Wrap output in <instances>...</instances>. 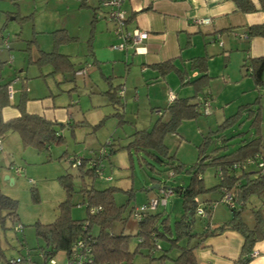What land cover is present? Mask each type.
Wrapping results in <instances>:
<instances>
[{"label": "rangeland", "instance_id": "1", "mask_svg": "<svg viewBox=\"0 0 264 264\" xmlns=\"http://www.w3.org/2000/svg\"><path fill=\"white\" fill-rule=\"evenodd\" d=\"M80 3V0H0L2 81L6 82L10 75H14V79L26 78L27 87L37 86L43 92L49 90L51 93L65 95L67 99L71 93L73 101L79 102L76 107L82 108L88 121L83 124L85 126L79 124L80 127L75 132L70 128L59 129L61 140L44 150L32 145L24 146L16 132L8 131L0 138V144L2 143L0 191L18 201L17 223L23 226L22 233L7 229L1 235L6 255L10 257L18 256L20 240L25 242L27 248L43 244L42 238L36 235L35 223L47 224L54 220L58 204L66 197L65 190L57 180L61 175L70 173L74 176V190L71 196L73 204L71 216L74 219L86 217V205L79 192L82 186L92 184L95 189H105L109 186L120 188L114 193L115 202L118 205L127 204L123 215L128 218L125 223L115 222L112 231L115 234L122 232L129 235H134L138 231L137 222L129 215V211L154 195L155 189L152 186L155 183L159 182L165 188L174 189L177 186H186L190 179V173L184 169L174 175L172 171H167L164 164L166 160L163 163L156 162L143 150H131L130 155L125 148L132 140L131 134L135 130L150 128L158 118L154 114L156 110L154 108L162 111L166 108L169 88L180 97L193 94L191 86L179 85L180 82L174 73H168L164 80L152 79L151 82V79L141 76V71L137 67L132 75V81H135V77L142 79L135 86L128 88L125 99L112 102L102 92L107 85L104 75L110 72L108 67L103 70L99 66L95 75L90 77L88 73L93 66L85 62L83 66L88 64L90 66L88 65L84 76L75 77L70 73L52 76L48 73L50 69L48 65L33 63L42 56V51L53 50L54 36L61 37L63 34L54 32L61 30L66 24L70 29L69 34L78 37V41L71 45L60 43L59 46H69L68 51L73 53L86 52L89 28L81 27L85 25L86 15L83 13L85 11L80 13V10L88 12L91 10L88 7H78ZM5 41L8 47L5 46ZM82 58L80 55L73 60L83 63ZM236 58L233 57L229 62L221 51L209 58L213 60L209 63L211 68L208 86L212 96L211 113L205 114L203 108H200L197 117L183 120L176 133L166 135L164 144L173 163H180L186 169H190L199 158V148L202 150L203 161L207 162L211 156L229 153L243 140L256 137V126L252 125L253 117L250 116L254 112L258 113L260 118L259 132L261 146L264 149V75L259 89L253 78L248 75L247 68L243 66L244 61L239 62V59L235 60ZM128 66L130 67V64L127 68ZM124 100L127 104H124ZM249 110L254 112L250 113ZM232 116L236 117L234 122L230 120ZM162 118L166 120L167 114L164 113ZM225 122H228V125L223 128ZM109 144L112 146H108ZM103 147L106 150L113 148L115 151L101 159L102 178L86 175L83 179L78 175L80 172L78 169L68 165L69 156L76 155L86 160L95 159L97 151ZM17 167L22 170L20 174L15 172ZM249 170H256V166H250ZM217 171L218 168L212 165L204 167L201 176L207 188L220 183ZM6 175L13 181L5 179ZM107 177L111 179L108 180ZM32 188L37 190V201L32 197ZM221 195L220 190L214 189L199 195L198 199L201 203L210 202L213 206L212 219L223 223L232 216V212L228 203L224 199L221 200ZM262 205L264 195L261 198L251 197L241 212L243 220L252 223L254 219L252 209L259 210ZM157 211H163L164 215L169 217L170 223H174L182 214L180 196L174 192ZM202 222L204 220L197 219L195 224L197 231L201 228ZM135 243L136 240L133 238L131 246H135ZM171 255H175V252ZM55 261L57 264H64V253L58 252ZM145 261L141 255L134 259L135 264Z\"/></svg>", "mask_w": 264, "mask_h": 264}, {"label": "trees", "instance_id": "2", "mask_svg": "<svg viewBox=\"0 0 264 264\" xmlns=\"http://www.w3.org/2000/svg\"><path fill=\"white\" fill-rule=\"evenodd\" d=\"M80 1L81 6H85V0ZM233 1L238 9L244 13L255 11V6L251 0ZM260 1L262 7H264V0ZM128 21L129 18H127L126 23ZM59 32L63 34L61 37L54 36L53 50L50 52L42 51V56L33 62L49 65L52 68L50 74L74 72L75 64L71 62L67 55L58 51L60 43L70 42L73 38L69 37L64 30H57L54 34ZM247 35L249 37L264 35V25L250 27ZM131 49L133 50V48ZM88 54H92L91 40L88 42ZM243 66L247 68V73L253 78L254 84L261 88L262 75H264V56L253 59L245 58ZM150 67L157 70L161 77L174 72L179 79L180 85L191 86L193 94L188 97L177 98L175 96L172 101H169L168 98L167 106L163 111L159 108H154V110L156 109L154 112L158 116L156 121L150 128L135 130L131 134L132 140L125 148L130 155L131 150H143L156 162L163 163L166 160L164 162L167 166L166 170L172 171L173 175L181 169L190 173V179L186 186H177L174 189L166 188L172 191L171 195L175 192L181 198L182 214L179 219L175 220L174 223H170L169 217L164 215L163 211H157L159 207L163 206H158L154 210L143 212L138 220L134 218L138 227V231L134 235L122 232L115 234L112 231L115 222L122 221L125 223L128 218L123 215L127 204L118 205L115 202L114 193L120 188L109 186L105 189H95L92 184L87 187L82 186L79 189L86 205V217L74 219L71 216L74 176L66 173L57 178L66 192V197L58 204L54 220L47 224L35 223L36 235L42 238L43 244L27 248L25 242L20 240L21 248L18 249L19 253L16 257L6 255L1 235L7 229H12L15 233H22L23 226L21 224V230H16V226L19 224L17 223L19 219L17 211L18 201L0 191V264H18L27 261L32 264H42L44 260L42 257L40 258L39 254L43 253L45 259L55 260V255L58 252H62L66 259L77 240H83L90 248L92 260L90 264H135L134 259L137 255H141L146 259L141 264H198L194 252L195 249L201 245L205 237L214 235L225 227L234 229L243 236L241 255L235 264L248 263L251 259L249 255L255 242L264 238V215H262L260 208L259 210L252 209L255 221L253 227H249L241 217V212L251 197L257 196L261 198L264 195V167H259L258 164L259 162H264V149L261 146L259 132V115L254 110H249L250 113L254 112L250 116L253 117L252 125L256 126V137L247 141L243 140L236 149L229 153L211 156L207 162L203 161L202 150L199 148L197 162L190 169H186L182 164H176L171 161L172 157L168 154L164 139L167 134L176 133L183 120L197 117L200 114L203 101L208 100L211 102L210 96L205 93L209 86L207 58L205 56L192 58L188 70L198 73V76L194 79H190L187 72L177 68L171 60L152 64ZM81 68L82 66L75 69V71ZM9 84L8 82H3L0 75V109L9 105ZM169 90L172 89L170 88ZM115 92L111 94L107 91L104 94L108 95L110 101L118 102L119 97L123 96L124 87H117ZM27 99L24 85L21 90L20 100L16 106L20 113L19 116L4 121L0 113V138L8 131L16 132L24 146L32 145L42 150L50 147L53 143H58L62 138L59 135V129H62L64 125L58 122H51L39 115L27 113L25 110ZM165 112L168 114L167 120L162 118ZM230 120L234 122L236 117L232 116ZM227 125L228 122H225L222 127L224 128ZM108 146H112V144ZM100 149L105 151L102 156L98 154ZM100 149L97 151L95 159L86 160L80 157V165L77 167H72L69 164L68 159L78 157L71 155L67 158L68 165L78 169L80 171L78 175L82 176L83 179L86 175L102 178L103 165L101 164V159L108 157L115 150L113 148L106 150L105 147ZM249 160L253 161L248 163ZM206 165L218 168L217 173L220 176L218 185L209 188L204 185L201 173ZM252 165L256 166V170H249ZM19 169L21 170V168ZM96 169L102 171L101 175H97ZM151 170H153V167H151ZM106 179L110 180L111 178L107 177ZM157 183L159 184V182ZM161 189H165V187L161 185L154 197L159 195ZM214 189L220 190L222 194L221 200L224 199L225 190L232 193L234 201V205L232 207L229 206L232 216L217 227H214L211 221L213 206L210 202L201 203L198 199L199 195ZM31 194L33 199L37 201V190L32 188ZM151 198L131 209L129 215L133 216L136 209L148 203ZM199 206L205 211V216L197 213ZM197 219L204 220L202 229L198 231L195 229ZM7 222H10V224H7ZM133 238H135L136 243L132 247ZM25 251L26 253H24ZM174 252L175 255H171Z\"/></svg>", "mask_w": 264, "mask_h": 264}, {"label": "crops", "instance_id": "3", "mask_svg": "<svg viewBox=\"0 0 264 264\" xmlns=\"http://www.w3.org/2000/svg\"><path fill=\"white\" fill-rule=\"evenodd\" d=\"M251 1L255 6V11L244 13L238 9L233 0H125L124 8L127 12V18H129L127 28H140L148 32L147 40L140 45L138 52H134L131 48L114 50L110 47L112 44L117 43L118 39L114 34L113 25L104 16V10H100V0H85V6H81L80 3L78 7H88L91 10V12L80 10V13L85 11L83 12L86 15L85 25H81V27L85 28L87 26L89 28L88 38L91 40L92 54H88V43L85 53L70 52L68 51L70 50L69 46H59L58 50L61 54L67 55L71 62L75 64L74 72H70L72 76L76 77L75 69L80 66L83 67L85 62H89L93 66L88 73L90 77L95 75L99 66L103 70L108 67L110 72L108 75H104L107 85L102 92L109 91L112 94L117 87L123 86L124 93L119 99H125L128 88L135 86L142 79L135 77V81H132V75L137 67L141 71V76L151 79V82L152 79H156V81L158 79L164 80L165 76L161 77L159 72L150 66L171 60L177 68L186 71L190 79H194L198 76V73L189 71L188 68L192 58L197 56L207 58L208 76L209 68H211L209 63L213 61L209 58L220 51L223 52L224 57L229 62L233 57H237L235 60L239 59L240 62V60L244 61L248 57L253 59L264 56V35L250 37L247 35L250 27L264 25V7H262L261 1ZM101 11L102 14H100ZM202 18H209V22H197ZM61 30H64L69 37L73 38L72 41L67 42V45L78 41V37L69 34L70 29L67 24ZM243 34L247 36L243 37ZM80 55L81 58L85 56L82 58L83 63L73 60V58H79ZM128 64H130V67L127 68ZM49 68L48 73L52 71L50 66ZM39 71L42 73L41 69ZM59 75L61 73L54 74V76ZM14 77V75H10L8 81H6L10 83L12 94L8 96L9 105L0 109L4 121L19 116L20 113L16 106L20 100L21 90L25 85L28 98L25 103L27 113L63 124L64 128H70L72 132L80 127L79 124L85 126L83 124L88 123L82 108L76 107L79 102L73 101L71 93L68 94L67 99L65 95L51 93L49 90L43 92L37 86L27 87L26 78L19 80L18 77L15 79ZM117 77L121 78L117 79ZM65 88L67 89V87ZM116 92L115 95L118 97ZM205 93H208L212 103L211 92L207 89ZM175 96L180 97L177 93H175ZM124 104H127L126 100H124ZM165 113L167 114V112ZM154 114L157 115L155 112ZM1 149L4 150L3 147ZM156 185L158 187L153 188L155 189L154 195L149 198L154 197L161 187L158 183L153 186ZM261 207V211H264V205ZM212 216L211 220H213ZM245 222L249 227H253L255 224L254 219L252 223L250 221ZM212 223L214 227H217L224 222L213 220ZM201 229L202 226L199 230ZM242 245L243 236L238 231L225 227L214 235L205 237L194 252L198 264H235L241 255ZM252 252H255L256 255L251 257L247 264H264V238L255 242ZM27 262L18 264H26Z\"/></svg>", "mask_w": 264, "mask_h": 264}, {"label": "built area", "instance_id": "4", "mask_svg": "<svg viewBox=\"0 0 264 264\" xmlns=\"http://www.w3.org/2000/svg\"><path fill=\"white\" fill-rule=\"evenodd\" d=\"M124 2L125 0H100L99 7L103 9V13L105 18L113 25V31L118 39V42L111 45V48L114 50H125L126 48L130 47L133 48L135 52H138L140 45L147 40L148 38V32L140 29V28H133L128 29L127 28V12L124 8ZM199 23H208L209 18H202L197 20ZM241 36V35H240ZM243 37H246V34L242 35ZM5 46L8 47L7 42L5 41ZM221 44V42H219ZM87 66H83L81 69L75 71L76 76H84L87 73ZM8 94H12V88L11 86L8 87ZM175 97V94L172 90H168V98L169 101H172ZM202 108L205 114L211 113V102L208 100H205L202 102ZM159 113V112H157ZM98 154L102 156L105 154V151L103 149H100L98 151ZM81 158L80 157H73L68 159L69 164L72 167H77L80 165ZM253 160H249L248 163H251ZM259 167H264V162H259ZM15 172L17 174L21 173V170L19 168L15 169ZM101 170L96 169L97 175H101ZM221 174V173H220ZM224 201L228 203L230 207L234 205L233 201V195L230 192H226L224 190ZM172 194V191L170 189H161L159 195H157L154 198H151L148 203L143 204L133 214V217L135 219H139L141 217V214L143 212L154 210L158 206H164L166 203V199L168 196ZM140 212V213H139ZM197 213L205 216V211L202 209V207L199 206L197 208ZM21 225L18 224L16 226V230H21ZM44 254V253H43ZM43 254H39L40 258H43L42 264H57L54 259H45ZM255 252L250 253V257L255 256ZM92 262L91 260V250L90 248L85 244L83 240H77L69 253V256L65 259L64 264H90ZM26 264H32L30 261H28Z\"/></svg>", "mask_w": 264, "mask_h": 264}, {"label": "water", "instance_id": "5", "mask_svg": "<svg viewBox=\"0 0 264 264\" xmlns=\"http://www.w3.org/2000/svg\"><path fill=\"white\" fill-rule=\"evenodd\" d=\"M5 179H9L10 181H13V179L12 178H10L9 176H5ZM155 187H158L157 185L156 186H152V188H155Z\"/></svg>", "mask_w": 264, "mask_h": 264}]
</instances>
